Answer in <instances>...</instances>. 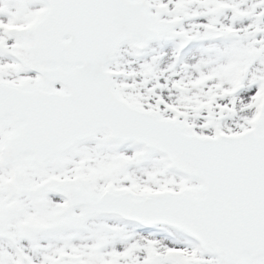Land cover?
<instances>
[{"label":"snow or ice","instance_id":"snow-or-ice-1","mask_svg":"<svg viewBox=\"0 0 264 264\" xmlns=\"http://www.w3.org/2000/svg\"><path fill=\"white\" fill-rule=\"evenodd\" d=\"M0 264H264V0H0Z\"/></svg>","mask_w":264,"mask_h":264}]
</instances>
